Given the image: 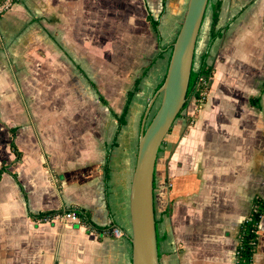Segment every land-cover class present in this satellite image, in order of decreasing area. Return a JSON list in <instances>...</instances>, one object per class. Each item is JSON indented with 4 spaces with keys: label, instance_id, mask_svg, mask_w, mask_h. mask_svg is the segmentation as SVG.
<instances>
[{
    "label": "crops",
    "instance_id": "0c3cea01",
    "mask_svg": "<svg viewBox=\"0 0 264 264\" xmlns=\"http://www.w3.org/2000/svg\"><path fill=\"white\" fill-rule=\"evenodd\" d=\"M217 1L222 35L209 43ZM162 8V0H20L0 17V164L11 163L0 179V264H131L138 138L159 103L181 0H164L161 17ZM263 16L264 0H210L206 9L192 70L207 54V99L199 110L189 100L154 167L159 264H235L239 225L252 198H264ZM259 94L257 109L249 98ZM70 206L123 236L29 216ZM257 235L252 264H264V216Z\"/></svg>",
    "mask_w": 264,
    "mask_h": 264
},
{
    "label": "water",
    "instance_id": "95a60500",
    "mask_svg": "<svg viewBox=\"0 0 264 264\" xmlns=\"http://www.w3.org/2000/svg\"><path fill=\"white\" fill-rule=\"evenodd\" d=\"M209 0H187L184 17L171 44L159 103L138 138L135 166L129 190L131 264H159L153 206L154 167L159 148L182 109L192 71L194 50Z\"/></svg>",
    "mask_w": 264,
    "mask_h": 264
},
{
    "label": "trees",
    "instance_id": "16d2710c",
    "mask_svg": "<svg viewBox=\"0 0 264 264\" xmlns=\"http://www.w3.org/2000/svg\"><path fill=\"white\" fill-rule=\"evenodd\" d=\"M162 4H163V8L159 14L160 16L164 13V0H162ZM220 5H221V2L217 1L212 6L209 43H212L216 38L222 35L221 31L217 28ZM146 19L149 22L152 31L157 36V38L160 40V32L158 28L159 20L154 19L151 16L149 11L147 12ZM263 21H264V16H263ZM206 57H207V54H205L201 68L197 72H194L193 70L191 71L188 89H187L186 101L182 109L178 113L177 117H179L181 113L183 112V110L186 108L190 98L192 96H196V97L198 96V90L196 89V80H197L198 75H203L205 76L206 79L209 78V82L211 83L214 68L212 65L206 64L205 62ZM138 82L139 80L137 79L135 81V85L133 89L128 91L127 100H126V103L123 107V110L119 118L123 117L127 113L130 99L137 88ZM262 91H264V82L261 84V92ZM260 98H261L260 94L257 96H251L249 98V105L257 109H260ZM99 99L102 103H105V100L103 99L102 96L99 95ZM119 122L122 124V121H119ZM191 122H192V119L189 118L188 123H191ZM9 132H10L9 145H10L11 150L15 153L16 161H18L21 158V152L17 149L14 143V137L16 135V128H10ZM10 164H7L6 162H2L0 164V179L3 173L8 172V167L10 166ZM12 175L16 179V174L12 173ZM72 211L75 212L76 216L81 220L82 224H84L87 230L94 231L100 236L109 234L111 224H109L108 226H99L91 220V213L88 210H84L82 208L75 207V206H70L64 209L48 210V211L39 212L36 214L33 212H29V216L32 219H39V218H43L48 215H54L57 213L64 214V213L72 212ZM263 216H264V198H262L259 195H255L252 198L251 208H250L247 218L239 225L238 241H237V246H236V251H235V264H252V257H253V254L256 252L257 246H258V239H257L258 225Z\"/></svg>",
    "mask_w": 264,
    "mask_h": 264
},
{
    "label": "built area",
    "instance_id": "2783aa9c",
    "mask_svg": "<svg viewBox=\"0 0 264 264\" xmlns=\"http://www.w3.org/2000/svg\"><path fill=\"white\" fill-rule=\"evenodd\" d=\"M20 0H0V17L7 13L15 3ZM209 78L206 79L203 75H198L196 80V89L198 90V96H192L194 98L196 109L199 110L202 108L205 103L209 90ZM39 221L43 222H67L71 221L74 223L82 224L81 220L76 216L75 212H67V213H57L54 215H48L43 218H39ZM109 233H111L114 237L119 238L123 236V231L117 227L113 226L110 228Z\"/></svg>",
    "mask_w": 264,
    "mask_h": 264
},
{
    "label": "rangeland",
    "instance_id": "374dc122",
    "mask_svg": "<svg viewBox=\"0 0 264 264\" xmlns=\"http://www.w3.org/2000/svg\"><path fill=\"white\" fill-rule=\"evenodd\" d=\"M186 4H187V0H181V12H180V19H178L177 20V24H176V26H174V28H172V39H171V41L173 42L174 40V38H175V36H176V34H177V32H178V30H179V27H180V24H181V21H182V19H183V17H184V14H185V10H186ZM165 13V12H164ZM164 13L161 15V17L164 15ZM209 87H210V85H209ZM208 92H209V90H208ZM191 100H194V98L192 97L191 99H190V101ZM264 137H262V139H263ZM264 141H262V143H263ZM263 155H264V145H263V147H262V152H261V157H263ZM261 191H263V190H261Z\"/></svg>",
    "mask_w": 264,
    "mask_h": 264
}]
</instances>
